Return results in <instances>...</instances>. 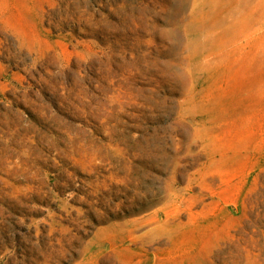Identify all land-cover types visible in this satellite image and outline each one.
<instances>
[{
    "label": "rangeland",
    "instance_id": "1",
    "mask_svg": "<svg viewBox=\"0 0 264 264\" xmlns=\"http://www.w3.org/2000/svg\"><path fill=\"white\" fill-rule=\"evenodd\" d=\"M0 264H264V0H0Z\"/></svg>",
    "mask_w": 264,
    "mask_h": 264
}]
</instances>
